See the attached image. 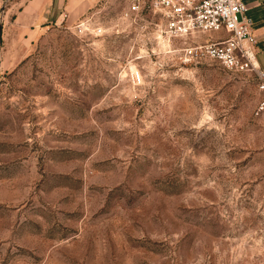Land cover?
<instances>
[{
  "label": "rangeland",
  "instance_id": "374dc122",
  "mask_svg": "<svg viewBox=\"0 0 264 264\" xmlns=\"http://www.w3.org/2000/svg\"><path fill=\"white\" fill-rule=\"evenodd\" d=\"M125 6L0 0V264H264L255 78Z\"/></svg>",
  "mask_w": 264,
  "mask_h": 264
},
{
  "label": "built area",
  "instance_id": "2783aa9c",
  "mask_svg": "<svg viewBox=\"0 0 264 264\" xmlns=\"http://www.w3.org/2000/svg\"><path fill=\"white\" fill-rule=\"evenodd\" d=\"M124 14L140 27H158L156 32L168 37H189L199 32L219 35L186 48L190 57L208 59L238 73L255 78L259 99L256 112L264 111V69L256 60V37L247 17L248 7L243 0H123ZM151 15L152 20H148ZM155 15L160 18L155 22ZM86 17L76 24L79 32L94 35L104 33L102 24ZM147 23V24H146Z\"/></svg>",
  "mask_w": 264,
  "mask_h": 264
},
{
  "label": "crops",
  "instance_id": "0c3cea01",
  "mask_svg": "<svg viewBox=\"0 0 264 264\" xmlns=\"http://www.w3.org/2000/svg\"><path fill=\"white\" fill-rule=\"evenodd\" d=\"M247 5V17L251 20V26L256 37L257 64L264 69V0H243ZM6 19H9L10 26H6ZM41 19V15L31 12L30 5L26 2L16 6L15 9H9L6 18H4L3 34L7 32L8 27L16 29L19 33H26L30 30L33 20Z\"/></svg>",
  "mask_w": 264,
  "mask_h": 264
},
{
  "label": "water",
  "instance_id": "95a60500",
  "mask_svg": "<svg viewBox=\"0 0 264 264\" xmlns=\"http://www.w3.org/2000/svg\"><path fill=\"white\" fill-rule=\"evenodd\" d=\"M2 32V26H1V23H0V41H1V33Z\"/></svg>",
  "mask_w": 264,
  "mask_h": 264
}]
</instances>
